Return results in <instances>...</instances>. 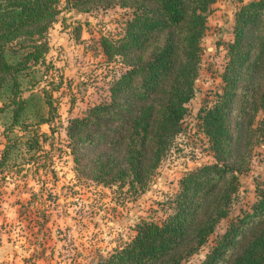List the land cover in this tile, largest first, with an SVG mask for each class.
Masks as SVG:
<instances>
[{
    "label": "trees",
    "instance_id": "16d2710c",
    "mask_svg": "<svg viewBox=\"0 0 264 264\" xmlns=\"http://www.w3.org/2000/svg\"><path fill=\"white\" fill-rule=\"evenodd\" d=\"M214 2L65 0L66 9L81 13L118 4L133 8L121 39H101L107 58H121L127 71L112 85L108 101L91 107L68 127L77 173L105 186H129L134 192L148 188L183 131L200 76L207 12ZM61 4L62 0H0V114L8 113L10 119L0 168L15 151L17 139L12 141L10 134L24 124L22 117L34 97L26 100L23 93L36 85L29 78L45 66L49 33L62 13ZM229 55L224 93L199 113L216 162L184 175L176 211L167 220L140 222L131 241L92 264H183L215 235L202 264H264V188H257L253 213L246 212L217 234L239 189L236 174L247 170L246 161L235 157L230 114L242 74L251 83L264 64V0L245 5L237 14ZM45 97L49 117H41L39 126L54 119L53 100L46 90ZM259 105L264 109V87ZM47 138L34 129L25 146L36 152Z\"/></svg>",
    "mask_w": 264,
    "mask_h": 264
},
{
    "label": "rangeland",
    "instance_id": "374dc122",
    "mask_svg": "<svg viewBox=\"0 0 264 264\" xmlns=\"http://www.w3.org/2000/svg\"><path fill=\"white\" fill-rule=\"evenodd\" d=\"M253 1L215 0L210 6L200 76L183 131L148 188L134 192L129 186H105L77 173L67 134L73 119L85 117L91 107L109 100L112 85L127 71L121 58H107L101 39H121L133 8L118 4L81 13L66 9L62 0V13L49 33L51 50L45 66L32 74L30 83L36 85L23 93L26 100L34 97L22 117L24 124L10 134L12 141L17 139L15 151L0 168V264L96 263L131 241L140 222L161 224L175 213L184 175L216 162L199 113L213 107L225 91L223 78L231 61L229 45L235 41L237 14ZM250 80L244 72L230 114L235 157L246 161L247 170L236 174L239 189L217 234L246 212L253 213L257 188H264V109L259 105L264 64ZM45 90L53 100L54 119L39 126L41 117H49ZM9 120L8 113L0 114V161ZM34 129L48 138L41 149L31 152L25 143ZM215 238L183 264H202Z\"/></svg>",
    "mask_w": 264,
    "mask_h": 264
}]
</instances>
